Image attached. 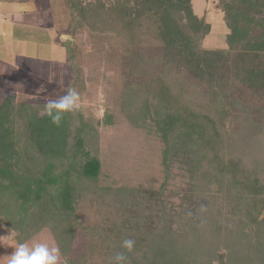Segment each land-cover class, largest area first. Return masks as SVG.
<instances>
[{
	"label": "trees",
	"instance_id": "16d2710c",
	"mask_svg": "<svg viewBox=\"0 0 264 264\" xmlns=\"http://www.w3.org/2000/svg\"><path fill=\"white\" fill-rule=\"evenodd\" d=\"M64 2L71 38L61 43L75 69L69 90L85 89L78 36L107 44L104 62L122 88L104 121L114 124L119 111L136 122L139 111L142 126L152 121L163 142L166 177L170 157L184 149L198 155L217 192L236 198L233 235L218 220L193 234L163 229L134 239L130 264H264V183L254 153L264 150V0H216L227 33L226 47L214 49L201 44L211 25L191 0ZM14 97L0 99V225L17 244L49 229L64 264H76V197L82 187L97 188L101 172L100 157L87 148L96 126L79 109L56 126L46 103Z\"/></svg>",
	"mask_w": 264,
	"mask_h": 264
},
{
	"label": "rangeland",
	"instance_id": "374dc122",
	"mask_svg": "<svg viewBox=\"0 0 264 264\" xmlns=\"http://www.w3.org/2000/svg\"><path fill=\"white\" fill-rule=\"evenodd\" d=\"M191 2L193 11L211 25L202 46L226 47L227 27L216 0ZM20 6L29 11L7 18L9 25L3 23L2 10L0 14V99L13 94L15 102L37 106L66 95L72 84L75 69L67 63L61 43L71 38L69 14L64 0H27ZM75 42L86 55L79 67L85 89L78 92V109L96 126L87 148L101 160L98 187H82L76 197L80 223L72 250L76 264H111L115 243L151 237L163 229L193 234L199 225L218 220L233 235L236 198L217 192L218 185L209 182L208 172L198 165V155L184 149L173 153L166 177L164 145L152 121L142 126L139 111L133 115L136 122L119 111L114 124L104 121V114L120 104V75L104 62L107 44L91 45L84 35ZM254 153L264 183V150ZM13 236L11 229L0 225V264H6L18 245ZM37 242L58 247L47 228L25 243Z\"/></svg>",
	"mask_w": 264,
	"mask_h": 264
},
{
	"label": "clouds",
	"instance_id": "9594fccd",
	"mask_svg": "<svg viewBox=\"0 0 264 264\" xmlns=\"http://www.w3.org/2000/svg\"><path fill=\"white\" fill-rule=\"evenodd\" d=\"M80 94L73 90H68L66 95L57 100H48L44 113L51 122L59 126L64 114L80 107ZM135 240L125 238L121 242L123 251L117 252L111 258V264H130L129 253L135 248ZM6 264H60L61 256L58 247L49 246L47 243L37 242L29 245L28 243H19L14 251L7 255ZM66 264V262H65Z\"/></svg>",
	"mask_w": 264,
	"mask_h": 264
},
{
	"label": "crops",
	"instance_id": "0c3cea01",
	"mask_svg": "<svg viewBox=\"0 0 264 264\" xmlns=\"http://www.w3.org/2000/svg\"><path fill=\"white\" fill-rule=\"evenodd\" d=\"M22 1H27V0H0V5L5 3V6L0 8V14H1V10H2L3 13L1 15L5 19L3 22L4 24H7V25L10 24L11 19L7 20V18L11 17L13 14L14 15H19V14L23 15L29 11L28 9H25L24 7L20 6V4H22ZM13 4H14V6H12ZM16 5H18V6L15 7ZM18 7L21 9L18 10ZM14 11L15 12L17 11V12L15 13ZM18 12H20V13H18Z\"/></svg>",
	"mask_w": 264,
	"mask_h": 264
}]
</instances>
